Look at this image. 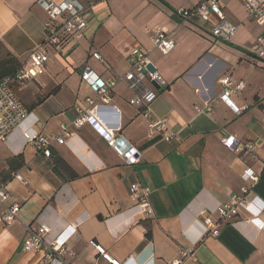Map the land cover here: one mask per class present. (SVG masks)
Listing matches in <instances>:
<instances>
[{
	"label": "crops",
	"instance_id": "crops-1",
	"mask_svg": "<svg viewBox=\"0 0 264 264\" xmlns=\"http://www.w3.org/2000/svg\"><path fill=\"white\" fill-rule=\"evenodd\" d=\"M37 1L0 0V62L12 74L13 68L26 67L45 41L47 15ZM80 2L94 3L87 7L83 36L48 47L43 73L14 86L31 116L0 142V187L10 194L9 203L21 206L10 226L0 208V264H48L45 251H23L28 229L41 226L50 230L48 242L75 252L74 264H112L104 255L120 264L178 259L182 264H264V61L254 51L262 27L248 17L241 0H222L226 18L238 26L230 43L212 36L213 23L177 19L176 10L193 8L200 0ZM156 30L175 42L167 55L150 40ZM134 48L148 54L167 83L151 106L152 116L167 118L178 136L169 142L150 137L144 110L129 104L142 90L120 82L110 93L111 108L99 117L124 138L125 149L139 152V161L130 165L93 127L75 129L73 122L79 109L101 104L83 71L89 69L103 82L124 76ZM227 76L244 84L231 96L243 109L240 115L218 98L220 80ZM207 104L210 111H196ZM62 127L72 137L67 144H54L50 158L25 138L30 132L60 135ZM229 136L237 145L255 143L258 149L246 156L228 148L222 139ZM247 170L258 182L244 179ZM133 184L151 189V214L141 215ZM244 188L254 199L250 209L240 207L232 223L220 224L219 236L204 235V216L216 221L217 207Z\"/></svg>",
	"mask_w": 264,
	"mask_h": 264
},
{
	"label": "built area",
	"instance_id": "built-area-1",
	"mask_svg": "<svg viewBox=\"0 0 264 264\" xmlns=\"http://www.w3.org/2000/svg\"><path fill=\"white\" fill-rule=\"evenodd\" d=\"M241 1L248 17L263 29L254 51L258 59L264 61V0ZM37 4L47 15L44 23L45 41L31 54L30 63L26 67H22L14 74L0 79V142L3 143H6L13 132L21 127L31 116L27 107L16 94L14 86L23 85L43 73L49 61L48 47L59 46L68 38L82 37L87 28V7L93 8L94 6L93 2H89L88 6H84L80 0H67L62 4H57L56 0H38ZM175 16L181 22L199 20L213 23L211 34L215 39L223 43L232 42L238 31V26L226 18L222 0H200L193 8L176 10ZM214 17H216L215 21ZM150 40L154 47L164 55L169 54L175 48V42L164 30L152 32ZM1 42L2 34L0 33V44ZM93 57L96 60H102L99 53H94ZM128 60L130 64L129 71L124 76L110 79L108 82L101 81L89 69L83 71V80L99 94L101 104L94 105L91 102V108L79 109V114L73 122V127L80 129L85 125H90L127 164L133 165L139 161V152L134 148L125 149L122 146L124 145V138H118L115 132L109 130L99 117L102 110L111 108L109 106L111 103L110 93L117 84L124 82L132 91L142 90L136 97L129 100V104L144 110L143 116L148 119L150 137L160 135L165 141L169 142L175 140L178 134L170 128L167 118H155L152 116L151 106L157 98L159 89L165 88L167 83L157 71H150L149 65L151 62L148 54L141 48H134L131 50ZM146 83H149L151 87H145ZM154 84H157L159 89L155 88ZM220 84L223 90L218 96L219 100L224 102L235 115H240L243 109L234 103L231 96L243 90V82H237L227 76L220 80ZM210 110L208 104L203 108H196L198 113H205ZM71 137L72 133L66 127H62L60 135L50 134L46 136L33 132L25 134L27 142L32 143L37 152L46 158L51 157L54 144H67ZM222 143L226 147L242 152L246 156L258 149L255 143L237 145L238 142L234 136L223 138ZM262 147L264 149V144ZM243 177L246 181H252L253 183L259 180V177L251 170H247ZM15 178L23 182L21 175L16 174ZM131 192L137 200V207L140 209L141 215L151 214L152 209L149 202L151 189L142 187L139 184H133ZM9 200L10 194L3 187H0L1 217L6 226H10L17 221L21 211L19 204H11ZM253 202V197L249 196L248 190L244 188L241 195L233 196L230 202L217 207L215 210L216 221L211 216H204V235L219 236L220 224L232 223L238 214V209L241 207L249 210ZM49 231L46 226H41L38 229L29 228L23 244V251L26 253L45 251V260L48 264H74L75 252L55 242H48ZM93 245L104 255L101 247ZM183 256L186 257L187 254H183ZM104 257L112 264H120L111 260L108 255H104ZM182 262V259H178L171 264H182Z\"/></svg>",
	"mask_w": 264,
	"mask_h": 264
},
{
	"label": "trees",
	"instance_id": "trees-1",
	"mask_svg": "<svg viewBox=\"0 0 264 264\" xmlns=\"http://www.w3.org/2000/svg\"><path fill=\"white\" fill-rule=\"evenodd\" d=\"M15 72H17V70H15L13 68V74ZM10 73H11V71L8 70V68L6 67V65L3 62H0V79H2L5 76H8V75H11L12 74V73L11 74Z\"/></svg>",
	"mask_w": 264,
	"mask_h": 264
},
{
	"label": "water",
	"instance_id": "water-1",
	"mask_svg": "<svg viewBox=\"0 0 264 264\" xmlns=\"http://www.w3.org/2000/svg\"><path fill=\"white\" fill-rule=\"evenodd\" d=\"M149 69H150L151 72L157 71L153 64L149 65ZM154 86H155V88L159 89V86L157 84H154ZM159 90L160 91H164V88H160Z\"/></svg>",
	"mask_w": 264,
	"mask_h": 264
},
{
	"label": "rangeland",
	"instance_id": "rangeland-1",
	"mask_svg": "<svg viewBox=\"0 0 264 264\" xmlns=\"http://www.w3.org/2000/svg\"><path fill=\"white\" fill-rule=\"evenodd\" d=\"M37 11H38V17L41 18V19H43V15H42L41 9L40 8H37Z\"/></svg>",
	"mask_w": 264,
	"mask_h": 264
}]
</instances>
